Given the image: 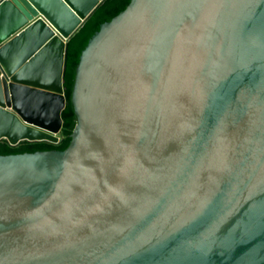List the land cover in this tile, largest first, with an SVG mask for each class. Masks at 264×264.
<instances>
[{
	"label": "water",
	"instance_id": "water-1",
	"mask_svg": "<svg viewBox=\"0 0 264 264\" xmlns=\"http://www.w3.org/2000/svg\"><path fill=\"white\" fill-rule=\"evenodd\" d=\"M103 1L0 0V141L60 142ZM70 102L64 150L0 155V264H264V0H130Z\"/></svg>",
	"mask_w": 264,
	"mask_h": 264
},
{
	"label": "trees",
	"instance_id": "trees-1",
	"mask_svg": "<svg viewBox=\"0 0 264 264\" xmlns=\"http://www.w3.org/2000/svg\"><path fill=\"white\" fill-rule=\"evenodd\" d=\"M130 0H104L84 22L80 29L68 40L65 54V68L63 75V88L66 104L61 112L62 128L60 142L51 144L48 142L23 141L15 146H10L5 140L0 141V155L18 154L43 150H64L69 141L70 133L75 125V115L70 102V94L74 80L75 68L83 48L90 37L99 29V26L110 21L121 12Z\"/></svg>",
	"mask_w": 264,
	"mask_h": 264
}]
</instances>
